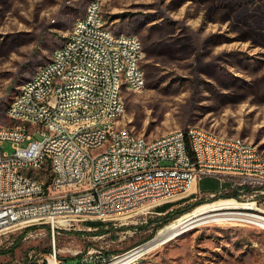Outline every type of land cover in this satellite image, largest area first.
Instances as JSON below:
<instances>
[{"label":"rangeland","instance_id":"rangeland-1","mask_svg":"<svg viewBox=\"0 0 264 264\" xmlns=\"http://www.w3.org/2000/svg\"><path fill=\"white\" fill-rule=\"evenodd\" d=\"M88 1L0 0L1 122L14 123L5 113L11 99L65 41ZM100 1L108 25L138 35L144 48L146 88L121 87L125 109L116 125L157 136L195 124L240 135L264 154V0ZM33 136L41 137L38 132ZM1 148L13 149L10 140ZM222 177L228 188L238 180ZM238 194L209 196L198 187L164 211L157 206L147 213V221H141V215L123 224L78 219L56 233V247L70 260L76 249L89 246L117 253L154 237L162 226L154 231L152 223L161 222L167 210L198 200L203 201L167 223L219 198L264 209V192L251 195L249 189H238ZM236 207L228 209L241 211ZM36 225L22 222L0 231V248L19 241L12 253H0V264L45 261L43 248L51 245L52 237L45 223ZM99 229L105 231L96 233ZM128 264H264V225L235 217L207 220L148 247Z\"/></svg>","mask_w":264,"mask_h":264},{"label":"built area","instance_id":"built-area-1","mask_svg":"<svg viewBox=\"0 0 264 264\" xmlns=\"http://www.w3.org/2000/svg\"><path fill=\"white\" fill-rule=\"evenodd\" d=\"M96 2L80 15V21H73L71 42L56 56V65L36 73L29 90L5 110L11 120L20 112H28V119L21 125L0 121V231L22 222L45 223L52 242L42 264H128L148 249L146 241L117 253L94 246L76 249L70 260L61 256L55 235L78 219L123 224L130 216L141 215V221H147V213L157 206L196 193L198 179L207 174L223 180V175L234 176L238 180L233 182L242 189L249 187L251 195L264 192L261 149L255 142H242L240 135L234 140L216 138L208 128L188 124L148 146V136L133 141L127 127L113 134L112 126L100 125L102 116L125 105L124 99H118L123 90L118 89V69H126L131 81L140 85L144 72L137 69V55L142 53L138 35L107 37V20L98 24L93 15ZM119 55H126V62H119ZM54 74H64L65 82L56 83L54 97L34 103L32 93H43ZM82 104H89V111H82ZM84 114H96L97 123L84 122ZM32 117H40L41 126L28 127ZM71 119H81V126H71ZM35 132L41 137H34ZM100 138H109L103 156L83 154L73 147V140L98 142ZM4 140H10L11 152L1 148ZM43 151L58 152V159L51 162V177H43V168H37ZM86 168L94 170L90 185L59 192L61 182L82 179ZM236 208L264 216L258 206Z\"/></svg>","mask_w":264,"mask_h":264},{"label":"bare ground","instance_id":"bare-ground-1","mask_svg":"<svg viewBox=\"0 0 264 264\" xmlns=\"http://www.w3.org/2000/svg\"><path fill=\"white\" fill-rule=\"evenodd\" d=\"M97 1V2H96ZM96 2L95 7H93V15L96 18L98 24H105V17L102 12V3L100 0H89L85 11H89L91 6ZM75 21H80V16L76 18ZM105 33L107 37L111 38H126L127 34L130 36H137L135 34L125 32V31H115L109 25H105ZM71 42V35L65 38V41L58 47L53 50V53L48 61L42 64L37 71L27 79L17 91V93L11 99L6 110H10L17 100H20L21 95L29 90V86L32 82H35V74L42 72L44 69L53 67L56 65V56H59V52L67 50V43ZM139 49L142 53L137 55V69L143 71V85H140L139 82L131 81L130 76L126 69H118V89H121L123 85H126L131 90H144L146 88V73L145 69L141 64L144 48L142 40L138 37ZM119 62H126V55H119ZM65 75L64 74H54L53 83H49L47 88L43 90V93H32V100L34 103L46 102V98L54 97L56 94V83H64ZM118 99H123L121 91L118 92ZM125 109L123 107H117V110H110V114L102 116L100 118L101 126H112L113 134H121V126L115 124V119L120 117ZM82 111H89V104H82ZM14 123L12 125H21L24 121L28 119V112H20L15 118H12ZM84 122L89 124L97 123L96 114H84ZM41 126L40 117H32L28 120V127H38ZM71 126H81V119H71ZM192 128H206L200 125L191 124ZM177 128L170 129L157 136H148V146H155L157 144L158 137L172 135L177 133ZM132 140L141 141L146 136L141 134H136L133 131ZM208 133L216 135V138H227V140H234V138H239V135L231 134H222L214 130L208 129ZM240 139L244 143H254L244 137L240 136ZM73 147H79L80 151L83 154H92V156H103L108 153L109 150V138H100L98 142H83V140H73ZM260 158L264 160V154L260 150ZM52 159H58V152L43 151V160H37V168H43V177H51V162ZM92 178H94L93 168H86V172L82 175V179H75L71 181L61 182L59 184V192H68V190H79L83 189L84 185H90L92 183ZM242 205L240 202L231 199V198H219L212 202H209L206 205H199L191 212L185 213L169 223L162 226L156 235L150 240H146V247H150L159 243L162 240H166L176 234L181 233L193 226H196L207 220H214L218 218H238L243 220H252L264 225V216L257 213H246L244 211H234L228 209L230 207H235ZM227 208V209H223ZM219 209H222L218 211ZM236 215V216H235ZM143 243V242H142ZM119 259L117 260V262Z\"/></svg>","mask_w":264,"mask_h":264},{"label":"trees","instance_id":"trees-1","mask_svg":"<svg viewBox=\"0 0 264 264\" xmlns=\"http://www.w3.org/2000/svg\"><path fill=\"white\" fill-rule=\"evenodd\" d=\"M202 185L203 184H201V182H199V187L200 188L203 187ZM241 187L242 186H239L238 184H235V185H232L230 188H228V189H230L228 192H217L216 195L238 196L239 195L238 194V189H242ZM243 189L246 190V189H249V187L245 186V187H243ZM198 201H203V200H198ZM198 201L193 202V203H189V204H187V205H185L183 207L174 208L172 210H167L165 212V214L163 215L162 221L155 224L154 231L157 228H159V227L163 226L164 224H166L170 219L174 218L175 216H177V215L181 214L182 212H184L185 210L189 209L192 205H194ZM171 203H173V202H166V203H163V204L159 205L158 206L159 207L158 210H160V211L166 210L170 206ZM103 231H105V230L99 229V230H97L96 233H102ZM18 243H19L18 240L17 241H15V240L12 241V243L9 246H7L6 248H0V253H12L14 248H15V246H17ZM48 249H49V247L43 248L44 251H47Z\"/></svg>","mask_w":264,"mask_h":264},{"label":"crops","instance_id":"crops-1","mask_svg":"<svg viewBox=\"0 0 264 264\" xmlns=\"http://www.w3.org/2000/svg\"><path fill=\"white\" fill-rule=\"evenodd\" d=\"M87 4V3H86ZM86 7V6H85ZM199 182L203 184V187H199ZM226 180L222 181L220 178L213 174H207L202 177H200L197 181V188L199 187L200 190L210 193V192H220L221 190H225L228 188V185L226 184ZM264 210V209H263Z\"/></svg>","mask_w":264,"mask_h":264}]
</instances>
